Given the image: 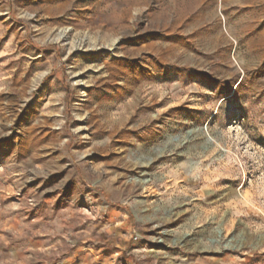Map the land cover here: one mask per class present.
Instances as JSON below:
<instances>
[{"label":"rangeland","instance_id":"obj_1","mask_svg":"<svg viewBox=\"0 0 264 264\" xmlns=\"http://www.w3.org/2000/svg\"><path fill=\"white\" fill-rule=\"evenodd\" d=\"M0 264H264V0H0Z\"/></svg>","mask_w":264,"mask_h":264}]
</instances>
